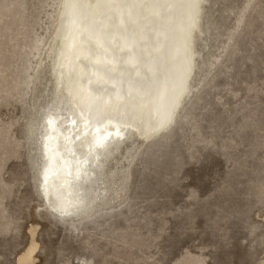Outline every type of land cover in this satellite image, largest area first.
<instances>
[{
  "label": "rangeland",
  "instance_id": "374dc122",
  "mask_svg": "<svg viewBox=\"0 0 264 264\" xmlns=\"http://www.w3.org/2000/svg\"><path fill=\"white\" fill-rule=\"evenodd\" d=\"M58 6L0 0V264L32 242L25 264H264V0L202 3L187 103L167 134L131 146L111 207L77 222L48 210L28 164Z\"/></svg>",
  "mask_w": 264,
  "mask_h": 264
},
{
  "label": "bare ground",
  "instance_id": "6f19581e",
  "mask_svg": "<svg viewBox=\"0 0 264 264\" xmlns=\"http://www.w3.org/2000/svg\"><path fill=\"white\" fill-rule=\"evenodd\" d=\"M204 1L206 0H198V6L194 10V23L191 19L193 9L182 6L185 0H169L174 7L145 9L139 15L135 14L139 9L123 10L124 27L134 29L136 39L125 45L121 30L118 27L113 28V43L106 58L102 53L94 54L92 46L87 42L78 43L71 51L65 47L61 22L64 8L59 0L56 25L51 35L55 45L51 57L52 66L50 65L52 90L50 98L42 105V113L41 107L37 109L33 104L26 137L28 146H37L36 151L31 153L30 150L31 154L28 156L31 170L40 166L37 173H33L32 179L38 184L36 193L52 214L77 222L80 218L104 209L105 206L110 208L114 193L115 168L126 159L125 155L129 153L131 146L137 141L143 142L164 135L169 130L167 126L176 121L177 111L185 104L193 88L191 82L195 76L193 72L196 57L199 55V52L194 50L193 43L195 34L203 33L198 22ZM90 2L94 4L95 0ZM129 11L134 13L131 17L127 15ZM132 44L135 45L138 55L143 53V58L135 66L128 62L126 55ZM148 68H151V72L147 71ZM201 73L200 78L203 75ZM137 80H142L143 84L137 85ZM98 91L101 95L98 104L103 106V101L111 98L109 105L104 106V111L115 118L102 124L93 122L85 131L79 119L68 111V104L69 101L78 102L79 98L87 93L96 95ZM166 92L170 94L167 100L159 102ZM117 106L120 111L132 109L134 118L121 119L115 111ZM50 107L62 119L56 122L54 139L49 143L50 150L46 156L41 128L44 126L43 117ZM69 116L77 119L75 125L71 123ZM124 122L131 124L127 131L122 126ZM157 124L163 126L158 131H151ZM113 126L120 127L122 138L115 135ZM69 130L72 134L71 152L65 150L63 140ZM108 132L112 135L105 141L106 147L93 149L89 153V144L94 138L103 137ZM77 135L80 137L78 140ZM48 156L52 157L51 161ZM45 168L48 169L46 183ZM61 206L70 214L60 215L53 211ZM31 231L33 234L34 228ZM36 248L32 242L19 257V263L32 261Z\"/></svg>",
  "mask_w": 264,
  "mask_h": 264
},
{
  "label": "snow or ice",
  "instance_id": "6c2138e0",
  "mask_svg": "<svg viewBox=\"0 0 264 264\" xmlns=\"http://www.w3.org/2000/svg\"><path fill=\"white\" fill-rule=\"evenodd\" d=\"M64 12L61 14V22L63 26L62 37L65 41V47L68 50L74 49L78 43L87 42L92 46L94 54H104L107 58L108 49L112 46V34L113 28L118 27L123 35L125 45L131 44L136 39L135 30L124 27L123 10L139 9L140 11L135 13L137 15L142 14L145 9H170L175 5L170 3L169 0H95V3H91L90 0H61ZM193 9L192 22H195V9L198 6V0H185L184 5ZM134 13L129 11L127 15L131 17ZM123 50V48L121 49ZM127 60L134 66L137 62L143 58V53L137 54L135 45L132 44L126 53ZM151 72V68L147 69ZM137 85H142V80L136 81ZM128 95V93H125ZM101 99L100 91L96 95L87 93L81 96L78 102L69 101L68 111L73 116L77 117L80 123L83 124L84 130L87 131L91 123L102 124L105 121H111L115 117L110 114H106L104 106L109 105V99L103 101V106L98 104L97 101ZM118 116L123 119L127 117L129 120L134 118L132 109L128 108L124 111H120L119 107L115 108ZM62 117L55 111L50 110L43 117L44 126L41 128V137L43 140V147L46 156L49 153V143L54 139V133L56 132V122L61 120ZM69 120L73 125L77 123V119H73L69 116ZM125 131H127L131 124L124 122L122 124ZM162 124L157 126L151 131H158ZM115 128V135L121 137L120 127L113 126ZM99 131V129H96ZM137 131L138 129H133ZM79 131V129H77ZM112 133L108 132L103 137L94 138L89 144V153L93 149H103L106 147L105 141L111 136ZM122 138V137H121ZM76 139H80L79 135ZM64 147L66 151L71 152L70 145L72 143V134L69 130V134L63 136ZM49 161L52 157L48 156ZM48 169L45 168V183L47 182ZM87 173H85L86 175ZM53 211L58 212L60 215L70 214L63 206L54 208Z\"/></svg>",
  "mask_w": 264,
  "mask_h": 264
},
{
  "label": "water",
  "instance_id": "95a60500",
  "mask_svg": "<svg viewBox=\"0 0 264 264\" xmlns=\"http://www.w3.org/2000/svg\"><path fill=\"white\" fill-rule=\"evenodd\" d=\"M170 94H168V92H166L164 95H162V97H160V99L158 100L159 102H163V100H167V98L169 97ZM173 124V123H172ZM171 124V125H172ZM170 125V126H171ZM162 132V131H161Z\"/></svg>",
  "mask_w": 264,
  "mask_h": 264
}]
</instances>
